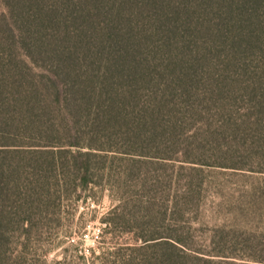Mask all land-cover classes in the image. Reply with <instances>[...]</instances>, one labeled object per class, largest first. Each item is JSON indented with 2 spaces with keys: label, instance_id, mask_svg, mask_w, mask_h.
<instances>
[{
  "label": "trees",
  "instance_id": "obj_1",
  "mask_svg": "<svg viewBox=\"0 0 264 264\" xmlns=\"http://www.w3.org/2000/svg\"><path fill=\"white\" fill-rule=\"evenodd\" d=\"M212 168L263 198L264 0H0V264H47L96 189L111 245L84 264H264L262 233L193 245Z\"/></svg>",
  "mask_w": 264,
  "mask_h": 264
},
{
  "label": "rangeland",
  "instance_id": "obj_2",
  "mask_svg": "<svg viewBox=\"0 0 264 264\" xmlns=\"http://www.w3.org/2000/svg\"><path fill=\"white\" fill-rule=\"evenodd\" d=\"M205 175L201 207L191 216L193 245L212 246L221 241L227 252L249 255L247 247L254 243L244 239L251 233L264 234V196L260 198L256 193L263 189L262 176L218 168L206 169ZM89 195L76 207L66 205L57 228L40 236L36 259L46 247L43 257L47 264H56L64 258L65 264H84L110 247L109 240L102 241L100 236L101 219L117 202L107 191L96 189Z\"/></svg>",
  "mask_w": 264,
  "mask_h": 264
}]
</instances>
